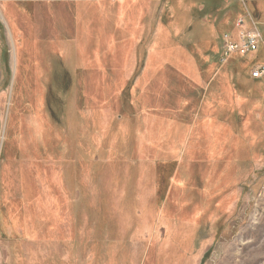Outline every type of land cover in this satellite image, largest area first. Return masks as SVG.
Here are the masks:
<instances>
[{"label": "rangeland", "instance_id": "obj_1", "mask_svg": "<svg viewBox=\"0 0 264 264\" xmlns=\"http://www.w3.org/2000/svg\"><path fill=\"white\" fill-rule=\"evenodd\" d=\"M223 1L0 0V264H264V44L220 60L264 0Z\"/></svg>", "mask_w": 264, "mask_h": 264}, {"label": "built area", "instance_id": "obj_2", "mask_svg": "<svg viewBox=\"0 0 264 264\" xmlns=\"http://www.w3.org/2000/svg\"><path fill=\"white\" fill-rule=\"evenodd\" d=\"M249 20L252 21L250 18ZM243 23V20H240L238 27L242 28ZM263 44L264 41L262 40V37L256 32L242 35L238 40H233L230 36L226 35L222 40V53L220 60L222 64H226L234 56L247 57L258 51L259 46ZM250 75L252 79H262L264 77V64L256 66L251 70Z\"/></svg>", "mask_w": 264, "mask_h": 264}, {"label": "trees", "instance_id": "obj_3", "mask_svg": "<svg viewBox=\"0 0 264 264\" xmlns=\"http://www.w3.org/2000/svg\"><path fill=\"white\" fill-rule=\"evenodd\" d=\"M2 32H3V26L0 24V36L2 37L3 36V34H2ZM236 57V59H245L246 57H240V56H235ZM235 58L233 57L232 58V60H234ZM2 60H3V63L5 64V66H6V69H8V53L6 52V50H4L3 51V53H2ZM252 64H254V62L252 61V63H251V65ZM9 72L7 71V74H8ZM250 78H251V75H250ZM252 79V78H251ZM253 81H257V80H255V79H252ZM258 80H261V79H258Z\"/></svg>", "mask_w": 264, "mask_h": 264}, {"label": "crops", "instance_id": "obj_4", "mask_svg": "<svg viewBox=\"0 0 264 264\" xmlns=\"http://www.w3.org/2000/svg\"><path fill=\"white\" fill-rule=\"evenodd\" d=\"M227 0H224L223 2H222V4H224L225 5V2H226ZM223 6V5H222ZM222 8V7H221Z\"/></svg>", "mask_w": 264, "mask_h": 264}]
</instances>
